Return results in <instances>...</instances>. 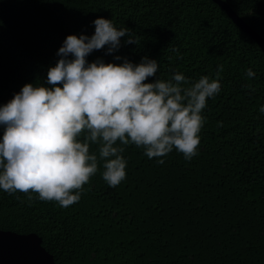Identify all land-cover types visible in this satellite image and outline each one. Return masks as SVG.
Segmentation results:
<instances>
[{"label":"trees","instance_id":"1","mask_svg":"<svg viewBox=\"0 0 264 264\" xmlns=\"http://www.w3.org/2000/svg\"><path fill=\"white\" fill-rule=\"evenodd\" d=\"M223 1L264 38V0ZM97 18L138 42L121 38L118 52L94 51L89 63L147 56L160 79L174 70L192 82L223 66L221 91L202 112L198 155L186 161L173 150L158 164L123 146L126 179L109 187L99 161L67 208L0 189V229L37 234L56 264H264V52L212 0H0V106L44 82L65 38L93 35ZM90 153L99 157L98 145Z\"/></svg>","mask_w":264,"mask_h":264},{"label":"clouds","instance_id":"2","mask_svg":"<svg viewBox=\"0 0 264 264\" xmlns=\"http://www.w3.org/2000/svg\"><path fill=\"white\" fill-rule=\"evenodd\" d=\"M94 34L69 35L57 51L55 66L39 85L25 84L0 106V189L8 194L35 193L41 201L67 208L79 202L84 185L103 161L102 178L115 188L126 179L123 146L144 149L149 159L165 161L173 150L191 161L198 155L199 133L207 100L221 91L220 73L190 81L172 70L157 76L159 63L147 56L138 64L87 57L106 48L113 55L124 45H137L131 29H117L112 20L93 21ZM246 77L254 78L248 68ZM155 77L154 82L146 83ZM264 114V106L259 108ZM119 142V144L117 143ZM98 145L99 157L90 153ZM122 145V146H121ZM33 199L28 195V200Z\"/></svg>","mask_w":264,"mask_h":264},{"label":"water","instance_id":"3","mask_svg":"<svg viewBox=\"0 0 264 264\" xmlns=\"http://www.w3.org/2000/svg\"><path fill=\"white\" fill-rule=\"evenodd\" d=\"M242 31L248 34L264 52V38L250 27L223 0H212ZM43 240L35 233L18 234L0 229V264H56L54 256L44 247Z\"/></svg>","mask_w":264,"mask_h":264}]
</instances>
